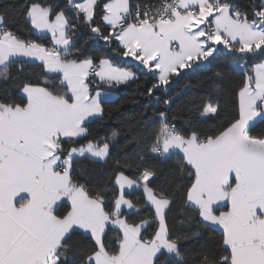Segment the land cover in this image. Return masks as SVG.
Returning a JSON list of instances; mask_svg holds the SVG:
<instances>
[{
    "label": "snow or ice",
    "instance_id": "snow-or-ice-1",
    "mask_svg": "<svg viewBox=\"0 0 264 264\" xmlns=\"http://www.w3.org/2000/svg\"><path fill=\"white\" fill-rule=\"evenodd\" d=\"M222 59L242 79L229 92L215 72L195 118L169 98L147 137L90 130L116 103L104 88L158 100ZM172 157L191 169L182 193L159 167ZM177 200L221 251L170 225ZM0 264H264V0H0Z\"/></svg>",
    "mask_w": 264,
    "mask_h": 264
},
{
    "label": "trees",
    "instance_id": "trees-1",
    "mask_svg": "<svg viewBox=\"0 0 264 264\" xmlns=\"http://www.w3.org/2000/svg\"><path fill=\"white\" fill-rule=\"evenodd\" d=\"M3 2H8V0H3ZM13 2L21 4L24 3L25 0H13ZM45 2L63 5L64 0H45ZM240 3L245 5L246 0H240ZM76 39L83 44V42L88 39L86 30L78 31ZM254 62L258 61H249V64ZM117 63L121 66H133L134 64L128 60L121 61L119 59H117ZM217 71L228 73L229 79L227 87L229 92L236 88L242 79L238 71H233L230 63L227 60L222 59L209 65L207 68H201L195 71H190L187 74H182L181 77H178L173 81L166 91L161 89L156 93V96L159 97L158 100L144 94L148 85L143 83L139 87L135 84H131L122 85L114 89L104 88V91L113 93L118 97L116 103H106L104 105L105 119L91 124L90 130L97 136H109L113 131L119 132L121 133V143H123L126 138H130L126 134L133 130L147 137L148 133L145 131L146 123L149 121H157L158 113L160 111H169V107L163 103L165 99L169 98L173 100L170 113H181L185 116H192L195 118L198 111L197 105L207 95L209 90V80ZM144 79V77H141L142 81ZM227 99L231 106L233 97L230 95ZM218 124L219 122H210L205 126L216 127ZM133 147H135V145H130L128 151H131ZM120 155H123V152H121ZM178 161L179 157H172L159 164V167L163 169L164 175L169 181L173 184L179 183L182 186V193L183 187L187 186L191 180V176L189 175L191 169L185 167L182 172H179L177 168ZM83 163L93 175H106L111 168L110 164L105 165L103 163H95L92 161H84ZM182 219H184L183 204L181 201L177 200L176 206L169 216L170 225H172L177 232L182 228L185 230L188 228H191L192 230L199 229L202 233L200 243L208 244L217 252L221 251V246L218 244L221 231H209L208 229L203 228L200 221L195 217H193L189 224L181 225L179 221ZM182 248L185 250H195L199 248V244L191 240L183 241Z\"/></svg>",
    "mask_w": 264,
    "mask_h": 264
},
{
    "label": "crops",
    "instance_id": "crops-1",
    "mask_svg": "<svg viewBox=\"0 0 264 264\" xmlns=\"http://www.w3.org/2000/svg\"><path fill=\"white\" fill-rule=\"evenodd\" d=\"M126 60H128V61H130V62H132V63H134L130 58L129 59H126ZM138 66V65H137ZM107 92V91H106ZM111 95L114 97V96H116V95H114L113 93H111ZM221 211H227L228 209L225 207V208H221L220 209ZM216 230H219V229H216ZM220 231V230H219Z\"/></svg>",
    "mask_w": 264,
    "mask_h": 264
},
{
    "label": "rangeland",
    "instance_id": "rangeland-1",
    "mask_svg": "<svg viewBox=\"0 0 264 264\" xmlns=\"http://www.w3.org/2000/svg\"><path fill=\"white\" fill-rule=\"evenodd\" d=\"M115 95V94H114ZM115 98H117L118 96L116 95V96H114Z\"/></svg>",
    "mask_w": 264,
    "mask_h": 264
}]
</instances>
